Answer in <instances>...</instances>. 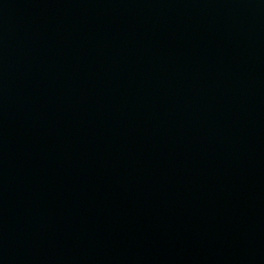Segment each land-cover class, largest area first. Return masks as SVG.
Instances as JSON below:
<instances>
[{
	"label": "water",
	"instance_id": "95a60500",
	"mask_svg": "<svg viewBox=\"0 0 264 264\" xmlns=\"http://www.w3.org/2000/svg\"><path fill=\"white\" fill-rule=\"evenodd\" d=\"M0 264H264V0H0Z\"/></svg>",
	"mask_w": 264,
	"mask_h": 264
}]
</instances>
